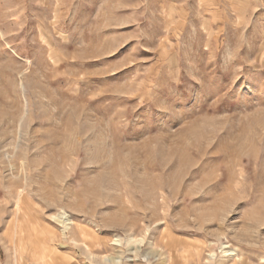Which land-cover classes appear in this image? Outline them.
Returning a JSON list of instances; mask_svg holds the SVG:
<instances>
[{
	"label": "rangeland",
	"instance_id": "374dc122",
	"mask_svg": "<svg viewBox=\"0 0 264 264\" xmlns=\"http://www.w3.org/2000/svg\"><path fill=\"white\" fill-rule=\"evenodd\" d=\"M0 264H264V0H0Z\"/></svg>",
	"mask_w": 264,
	"mask_h": 264
},
{
	"label": "bare ground",
	"instance_id": "6f19581e",
	"mask_svg": "<svg viewBox=\"0 0 264 264\" xmlns=\"http://www.w3.org/2000/svg\"><path fill=\"white\" fill-rule=\"evenodd\" d=\"M19 204V203H18ZM66 225V224H65Z\"/></svg>",
	"mask_w": 264,
	"mask_h": 264
}]
</instances>
